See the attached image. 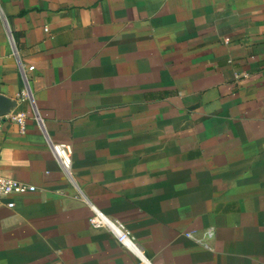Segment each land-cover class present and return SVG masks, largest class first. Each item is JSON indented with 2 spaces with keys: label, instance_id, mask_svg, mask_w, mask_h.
<instances>
[{
  "label": "crops",
  "instance_id": "crops-1",
  "mask_svg": "<svg viewBox=\"0 0 264 264\" xmlns=\"http://www.w3.org/2000/svg\"><path fill=\"white\" fill-rule=\"evenodd\" d=\"M0 96V264H264V0H0Z\"/></svg>",
  "mask_w": 264,
  "mask_h": 264
},
{
  "label": "built area",
  "instance_id": "built-area-1",
  "mask_svg": "<svg viewBox=\"0 0 264 264\" xmlns=\"http://www.w3.org/2000/svg\"><path fill=\"white\" fill-rule=\"evenodd\" d=\"M28 70H32L29 67ZM8 116V115H7ZM0 117L1 119L6 118ZM24 115L16 113L10 117V121L16 123L20 129H22L24 122ZM47 148L53 160L59 165L61 170L69 175L70 171V148L64 144L53 143L46 139ZM35 191V188L31 185L19 182L9 175L0 173V198L7 199L11 196H18L29 194ZM12 203H7V208H12ZM91 215L88 218V224L93 230H103L113 237V239L124 249L131 252L135 251L132 239L127 229L118 221L105 218L101 213L90 207ZM184 237L194 241L200 245L203 249L210 251V247L207 243L213 237L212 229H205L199 237H194L192 232L184 233Z\"/></svg>",
  "mask_w": 264,
  "mask_h": 264
},
{
  "label": "water",
  "instance_id": "water-1",
  "mask_svg": "<svg viewBox=\"0 0 264 264\" xmlns=\"http://www.w3.org/2000/svg\"><path fill=\"white\" fill-rule=\"evenodd\" d=\"M15 101L0 96V117H5L10 114V111L15 107Z\"/></svg>",
  "mask_w": 264,
  "mask_h": 264
}]
</instances>
